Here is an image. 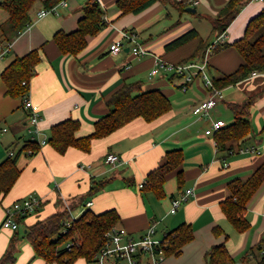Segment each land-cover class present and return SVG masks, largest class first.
<instances>
[{
  "label": "crops",
  "instance_id": "obj_1",
  "mask_svg": "<svg viewBox=\"0 0 264 264\" xmlns=\"http://www.w3.org/2000/svg\"><path fill=\"white\" fill-rule=\"evenodd\" d=\"M44 1L36 3L31 11V24L10 42L9 52L0 55V164L31 140L23 99L7 95L1 75L15 58L36 49L41 50L42 61L30 82L29 97L41 112L40 138L47 140L38 154H20L21 176L12 191L0 198V260L15 248V260L10 264H48L35 256L25 239L28 226L63 211L68 212V220L72 216L78 219L86 210L102 214L114 209L120 216L116 226L126 229L135 238L141 237L151 225H156L159 238L182 224L192 227L194 239L183 247L180 255L168 257L166 264H205L208 251L222 244L226 245L234 264H257L251 250L259 244L264 246V183L244 212L250 224L247 231H236L221 206L232 196L230 184L233 181L247 182L264 164V72L222 88L224 97L213 110L211 119L193 113L194 107L208 97L203 79L195 80L184 91V78L165 71L150 78L158 59L180 64L193 57L202 42L210 45L215 41L218 36L213 19L229 0L157 2L137 15H123L117 7L118 0H100L106 25L87 38V47L76 56L62 54L54 36L59 31L72 33L78 29L79 21L85 16L83 8L89 0H67V6L60 7L58 15L40 17ZM177 3L196 11L181 10ZM263 9L264 0H251L227 29L225 44L242 39L249 22ZM184 13L193 15V19H184ZM8 18L0 7V25ZM192 29L197 30L198 38L166 51L169 43ZM124 32L138 35L149 53L137 56L126 45L119 54H112L111 45L123 40ZM208 62V75L222 79L234 73L244 61L233 46H221L208 57ZM136 82L141 83L142 91L162 90L172 102L171 111L153 122L138 118L109 136L94 139L88 153L70 148L65 154H59L48 144L51 128L68 119L80 122L77 137L91 135L95 123L109 113L108 102L112 96L125 84ZM250 97L254 99L251 136L240 145L236 141L229 142L233 148L220 152L216 133L206 135V130L212 120L231 125L234 114L230 104L242 103ZM3 128L8 131L1 132ZM174 149L182 150L184 162L166 177L165 198L158 199L152 192H143L140 186L146 183L149 173L162 166L167 152ZM242 149L250 151L242 153ZM111 154L119 156L123 162L117 169H111L105 162ZM179 171L184 174L181 188ZM101 182H105L104 186L92 192V186ZM187 189H193L194 196L175 214L170 213L173 200ZM29 197L43 201L37 213L20 223L17 231L3 228L6 211ZM88 203L92 205L88 207ZM218 227L224 235L214 233ZM256 255L258 259L261 257L258 252ZM75 264L87 263L79 260Z\"/></svg>",
  "mask_w": 264,
  "mask_h": 264
},
{
  "label": "trees",
  "instance_id": "obj_2",
  "mask_svg": "<svg viewBox=\"0 0 264 264\" xmlns=\"http://www.w3.org/2000/svg\"><path fill=\"white\" fill-rule=\"evenodd\" d=\"M39 0H2L1 9L7 12L8 20L0 25V52L4 43H10L16 39L32 22L31 11ZM62 0H46L45 8H51ZM251 0H229L226 6L213 19V27L217 36L227 32L231 23L237 18L241 10ZM172 3V0H118L117 7L123 15L140 14L155 3ZM181 10L187 6L177 3ZM85 16L79 21L78 29L72 33L59 31L54 36V42L64 55H78L87 47V38L94 36L106 25L105 12L98 0H89L83 8ZM199 37L197 30L192 29L178 37L166 46V51H173ZM209 44L201 43L193 57L189 60H203ZM233 46L243 58L242 65L232 74L225 75L222 79H213L219 89L236 85L253 73L264 72V9L253 18L246 29L245 35L239 41L225 47ZM219 49V48H218ZM42 61L41 50L31 51L24 57L15 58L2 72L1 79L7 87V95L13 98H24L30 91V82L36 74V68ZM254 103L252 97L242 103L230 104L234 114V122L224 126L215 134V141L220 152H228L233 148L228 143L236 141L243 144L252 134L250 122L251 108ZM109 113L97 121L94 132L86 137H77L81 124L77 120L68 119L54 125L48 144L59 154H65L70 148H76L88 153L92 148L94 139L109 136L116 130L130 122L142 118L147 122H153L172 109V102L160 89L142 91L141 83L125 84L117 91L108 102ZM42 147L36 141L29 140L15 155L9 156L0 164V198L7 196L21 176L18 167V158L21 153L36 155ZM184 162L183 152L180 149L170 150L166 154V162L149 173L146 183L141 188L143 192H152L158 199L165 198L164 185L166 177L178 170ZM180 188L183 186L184 174L178 172ZM130 184V181L127 182ZM264 183V164L252 175L247 182L240 180L230 184L232 196L222 203V211L228 221L236 229L243 233L250 228L244 212L249 201ZM101 182L92 186V192L104 186ZM133 185V184H132ZM28 217V216H27ZM27 217H19V223H23ZM68 218V212L56 213L48 218L38 220L26 229L25 239L34 249L35 256L43 259L48 264H75L79 260H85L90 264L95 255L102 248L105 234L119 224L120 216L116 210H109L102 214H96L86 210L74 223L69 233H63L64 222ZM217 236L224 235L221 228H216ZM167 257L178 256L183 247L194 239L193 229L188 224H182L168 234ZM75 242L72 248H67L69 242ZM256 252L261 254L258 259ZM251 255L256 257L257 264H264V246L257 245L251 250ZM248 256H245L246 260ZM15 256L9 250L0 260V264L14 262ZM234 259L225 244L212 247L206 255L205 264H234Z\"/></svg>",
  "mask_w": 264,
  "mask_h": 264
},
{
  "label": "built area",
  "instance_id": "obj_3",
  "mask_svg": "<svg viewBox=\"0 0 264 264\" xmlns=\"http://www.w3.org/2000/svg\"><path fill=\"white\" fill-rule=\"evenodd\" d=\"M100 3V0H98ZM262 1V0H259ZM67 0L60 1L57 5L51 8H44L39 13L40 17L50 14L58 15L60 7H66ZM123 40L115 41L111 47L110 52L114 55L122 52L126 45L130 46V51L137 56H145L149 52L141 44L138 35L133 33H122ZM225 33L218 36L207 48L204 59L189 60L180 64H169L163 59H158L155 68L150 71V78L159 75L162 71L168 72L171 75L184 78L183 90L194 83L195 80L201 78L204 81L205 87L208 89V97L203 102L194 107L193 113L196 116L211 119L213 110L218 105L219 101L223 99V90L215 86L213 79L208 75V57L213 54L219 47L225 44ZM11 48L10 43L5 46L0 52V55L9 52ZM253 73L252 75H256ZM23 108L29 116V133L31 140L36 141L40 145L47 143L46 139H41L39 123L42 120L41 112L37 106L31 101L29 93L23 98ZM222 120H212V125L206 130V135H213L224 127ZM7 128L1 129V132H7ZM1 140V137H0ZM249 149H242L241 152H249ZM111 169H117L123 162L117 155H108L105 159ZM224 166L228 164L225 162ZM144 185V184H143ZM143 185L140 187L142 188ZM194 196L193 189H187L178 195L172 202L170 213L175 214L178 209L186 203L190 197ZM43 201L36 197H29L14 203L12 208L6 211V217L2 224L5 229L17 231L20 228L18 217H27L37 213L41 208ZM88 203L87 206H91ZM77 220L76 217H71L64 222L63 233H69L73 229V225ZM165 233L161 238L158 237L156 225H151L148 230L139 238L133 237L126 229L115 226L105 234V241L100 251L95 255L90 264H166L167 249H168V235ZM75 242H69L66 247L72 248Z\"/></svg>",
  "mask_w": 264,
  "mask_h": 264
},
{
  "label": "rangeland",
  "instance_id": "obj_4",
  "mask_svg": "<svg viewBox=\"0 0 264 264\" xmlns=\"http://www.w3.org/2000/svg\"><path fill=\"white\" fill-rule=\"evenodd\" d=\"M183 18H184V19H187V18H188V19H191V20H192V19H193V15H191V14H189V13H184V14H183ZM183 21H184V20H183ZM14 250H15V248H12V250H11L12 254H14ZM15 251H16V250H15Z\"/></svg>",
  "mask_w": 264,
  "mask_h": 264
},
{
  "label": "water",
  "instance_id": "obj_5",
  "mask_svg": "<svg viewBox=\"0 0 264 264\" xmlns=\"http://www.w3.org/2000/svg\"><path fill=\"white\" fill-rule=\"evenodd\" d=\"M188 12H192V13H194L196 10L195 9H193V8H187L186 9Z\"/></svg>",
  "mask_w": 264,
  "mask_h": 264
}]
</instances>
